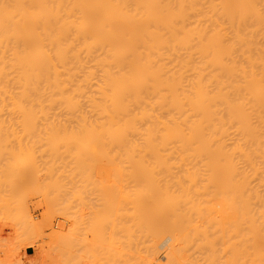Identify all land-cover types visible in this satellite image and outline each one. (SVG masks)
Returning a JSON list of instances; mask_svg holds the SVG:
<instances>
[{
    "label": "bare ground",
    "instance_id": "obj_1",
    "mask_svg": "<svg viewBox=\"0 0 264 264\" xmlns=\"http://www.w3.org/2000/svg\"><path fill=\"white\" fill-rule=\"evenodd\" d=\"M62 146L70 187L87 150L132 169V220L174 264H264V0H0V219L31 222L14 203L57 169L34 150Z\"/></svg>",
    "mask_w": 264,
    "mask_h": 264
},
{
    "label": "rangeland",
    "instance_id": "obj_2",
    "mask_svg": "<svg viewBox=\"0 0 264 264\" xmlns=\"http://www.w3.org/2000/svg\"><path fill=\"white\" fill-rule=\"evenodd\" d=\"M4 141L16 145L27 143L42 145V149L48 143L47 140L26 139ZM59 142L66 143L67 141ZM62 145L64 146V144ZM63 146L62 153L60 148L58 150L60 154L58 151L56 152V154L58 153L57 162L60 161L58 163L56 160H52V155L47 157L46 154L49 151L41 152L39 149L40 153L37 155L38 149L34 150L33 160L41 159L38 162H44L43 158L45 161L51 159L48 161L50 163L54 161V166L56 165L57 169H54V173L53 170L38 172L36 179L39 181L40 188L37 191H31V189L30 194L21 202L14 203L23 209L24 213L22 214L29 217L30 223L24 222L22 218L15 220L14 224L8 220L0 219V264H6L11 260V249L14 245V249H17L18 236H21L20 242L28 241L32 244L26 248L19 245V249L17 251L15 249L18 255L16 254L17 256L15 255L14 258L20 259V262L13 264H135V260L138 259L136 255L139 253V256H144V252L147 254L148 248L145 246L148 247L151 244L157 247V264H174L167 256L170 245H172V234L167 229H162L152 239L148 233L146 235L143 228L137 231V228L140 227H136V222L134 223L132 220L134 216L133 200L137 188L133 181L134 172L132 169L127 164H121L118 157H114V160L119 165H112L113 160L108 151H101L99 148L87 150L85 152L87 165L84 166V176L78 183L74 182L77 185L73 183V187H70V185L72 186L71 180L75 177L69 167L76 162V159L75 155L70 153L71 151H67L66 154V148L64 149ZM111 153L117 155L116 151ZM57 164L59 166L65 164L68 167L65 170ZM62 169L65 171L63 172ZM56 170L59 173L61 171L60 174L63 172L61 176L64 178L58 176L61 186H49V178L51 176L55 178L58 173ZM71 174L73 178L70 180ZM75 179L77 180V178ZM75 186L79 188L78 191H81L78 198H74L72 195ZM1 210L3 211L2 208ZM75 216L80 217V220L76 219L77 223L74 222ZM78 223H81L80 229L75 228L74 231V227H77ZM82 223L84 231L81 228ZM111 226L114 228L113 230L110 229ZM136 232H140L138 234L141 235H137ZM111 233L113 237H111ZM142 240L144 243L141 242ZM133 242L134 246L136 245L135 248L131 246ZM140 242L143 245L139 244ZM129 252H133L136 258Z\"/></svg>",
    "mask_w": 264,
    "mask_h": 264
}]
</instances>
